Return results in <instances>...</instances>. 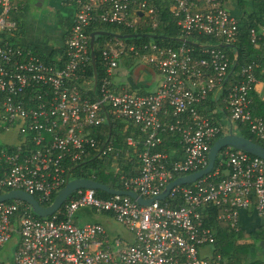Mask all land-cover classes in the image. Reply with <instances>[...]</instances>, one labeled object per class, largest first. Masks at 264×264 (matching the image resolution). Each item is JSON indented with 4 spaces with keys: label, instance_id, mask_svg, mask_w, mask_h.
I'll return each instance as SVG.
<instances>
[{
    "label": "built area",
    "instance_id": "1",
    "mask_svg": "<svg viewBox=\"0 0 264 264\" xmlns=\"http://www.w3.org/2000/svg\"><path fill=\"white\" fill-rule=\"evenodd\" d=\"M72 2L64 53L56 58L60 62L50 64L13 41V0H0V129L13 132L15 139L0 144V195L23 191L47 207L68 182V169L89 151L116 160L121 151L88 132L106 122L105 107L125 129L137 130L125 139L133 156L142 145L137 173L117 172L120 190L144 200L158 197L176 178L204 169L214 141L234 133L238 124L247 125L264 144V118L250 110L258 64L240 66L224 83L234 62L220 46L235 44L239 21L222 0H173L170 12L182 40L177 47L105 43L99 50L104 74L93 99L86 95L96 91L94 76H87L92 65L87 28L105 23L135 31L147 19L155 28L157 10L147 0ZM263 35L264 23L250 28V43L255 46ZM197 37L215 41L201 44ZM193 39L198 53L185 44ZM128 54L158 74L155 91L115 90L112 77L119 57ZM224 84L227 115L218 119L219 108L203 106ZM165 135L178 140L179 150H158ZM221 154L225 169L217 167L193 183L177 185L164 200L145 206L124 195L102 198L94 189L73 191L47 217L36 216L19 200L0 202V249L18 236L11 260L0 264H223L219 253L201 254L216 242V231L206 222L217 209L216 221L236 233L241 211L253 210L264 218V160L231 147ZM84 209L108 215L128 237L110 234L100 223L75 224L76 212Z\"/></svg>",
    "mask_w": 264,
    "mask_h": 264
},
{
    "label": "trees",
    "instance_id": "2",
    "mask_svg": "<svg viewBox=\"0 0 264 264\" xmlns=\"http://www.w3.org/2000/svg\"><path fill=\"white\" fill-rule=\"evenodd\" d=\"M147 2L154 6L157 12L154 14V20L156 22L155 28L151 27V20L147 19L146 23L143 24L141 28H138L135 31H131L125 29L121 26H116L112 24H105V23H94L87 28L86 33L90 35L96 31H103L109 33L106 36H96L94 38V55H95V65H96V91H87L86 95L91 97L92 99L95 98L98 93V85L100 83L101 78L103 77V69L100 64L99 58V50L100 48L107 42L113 41L115 38L111 34L117 35H130V34H146V35H155L157 38L150 39L147 37H140V38H130V39H121L123 44L125 45H139L148 42H154L160 45L177 47L182 43L180 39V31L178 26L176 25L175 18L170 12L171 5L173 0H147ZM254 8L256 9L255 12L246 16L244 19L239 21V35L237 41L232 46L222 45V48L225 53L228 55V58L232 60L234 63L228 71V78H233L234 73L239 69L240 66L251 63V62H260L262 67H264V56L260 60L258 59H251L252 55H257V51L254 49V45H252L249 41V30L250 28H257L260 24L264 23V1H259L254 4ZM71 19L67 22L66 32L64 34V40L67 36V33L71 27ZM196 35H193V37ZM192 37V38H193ZM199 43L203 44H210L213 43L215 40L206 37H197ZM191 39V38H190ZM193 40H186L185 44L189 47H192L195 50V53H198L199 44L194 42ZM28 48V47H27ZM64 45L62 49L58 51V55H62L64 53ZM230 48H233L234 51H231ZM30 49V48H29ZM55 54L49 57H42L41 60L45 61L46 63L50 64H57L60 61L53 59ZM59 65H61L59 63ZM255 74H258V71H255ZM87 76L93 77V68L92 65L88 66L87 68ZM79 91L83 94V87L79 84L78 87ZM227 93L226 84H224L220 98H225ZM219 101L214 102V105L211 107H215ZM104 113H106L109 117V124L104 122L102 125L89 129L90 136L98 139L99 142H105L109 140L112 142L113 147L116 150H120V154L113 160L112 155L108 157L99 158L93 151H89V155L79 164L76 166L70 167V177L72 179H91L101 184L108 186L111 189L120 190L122 189L121 183L119 181V175L117 170L121 171L126 176L135 175L137 173V167L139 165L136 154L142 150V145L138 144L136 146V150H134V156L131 154V149L127 148L125 144V139L132 135L134 132V136L137 130L134 128H127L125 129V125L122 122L115 121L112 116L108 112V108H104ZM253 109V106H250V110ZM212 110V108L208 109ZM253 116H260L261 114H254L251 111ZM236 135L241 137L247 138L252 142H255L264 147V144L256 139L252 134H250L247 125L238 124L236 130L234 131ZM172 144H175L178 148V140L175 137H171V135L164 136V144L162 147H159L158 150H162L165 148L167 151L172 149ZM3 147L4 145H0ZM129 150V152H126ZM225 148H223L220 153L223 152ZM177 159V158H174ZM224 159V157H223ZM221 164V165H220ZM117 167V168H116ZM220 167V170L225 169V163L221 161L215 160L213 171ZM97 195L102 198H108V195L105 192L96 191ZM41 206H46L47 204L40 203ZM219 213L217 209L211 211V218L206 222L208 225L212 226L216 231V242L214 244V253H219L222 258H226L228 255L234 256L233 253L242 250L243 247L235 246V241L241 238V232H233L229 230L226 224L220 223L216 221V215ZM229 256V257H230ZM242 262L241 257L235 258L232 264H240ZM258 262H252L250 264H257ZM245 264V263H244ZM262 264V263H260Z\"/></svg>",
    "mask_w": 264,
    "mask_h": 264
},
{
    "label": "crops",
    "instance_id": "3",
    "mask_svg": "<svg viewBox=\"0 0 264 264\" xmlns=\"http://www.w3.org/2000/svg\"><path fill=\"white\" fill-rule=\"evenodd\" d=\"M26 1L27 0H13L15 6H12L11 18L16 22V31L15 34L13 35V41L21 46L30 48L40 58L44 56L49 57L52 56V54H55V57L53 59H56L58 55V51L62 49V46L64 45V34L66 31L62 33L61 42H59L58 44L44 45L39 42L38 44L39 48L44 52V53L41 52L42 54H40L37 49L38 47H35L33 45L32 43L33 38L30 37L29 32L23 33L19 21V14L17 15V13L15 12L17 7L22 8L23 3ZM44 1L45 0H43V2H39L36 0L37 6H41L44 3ZM256 1L257 0H248V1L222 0L225 9L238 21H241L246 16L256 11V9L254 8V4ZM260 1H264V0H260ZM62 5L65 8L73 7V9H68L69 14L67 16L68 18H66L65 20V25H66L67 22H69V19L72 20L74 14V5L72 0H63ZM148 43H154V42H148ZM254 49L257 51V55H252L251 59L254 58L260 60L262 56H264V35L254 46ZM132 60L134 59L132 58L129 59L128 55H121L119 57L118 66L115 69L112 77V84L115 90L116 91L129 90L131 92L133 91L139 94H147L155 91L159 82L158 74L156 73L158 76L157 81H155L156 85L152 86V84L148 83L146 79L142 78L143 72H139L137 70V66L136 65H135L136 67L134 66ZM260 62H256L258 64V67L256 68L258 74L256 75L257 83L252 93L251 106H253V109L251 111L254 114H261L262 117L264 118V67H262L261 65L262 63L260 64ZM146 70L147 72L149 70H151L153 73L155 72V70H153L149 66L146 68ZM220 94H221L220 92L219 93L214 92L212 94H209L204 104L205 107L203 106V108L206 109L212 108V110H215L216 107L219 108L222 111V113L218 114V119L223 118L227 115L225 101L224 98H220ZM216 101H219V103L216 104L215 107H211V105L213 106L214 102ZM6 143L8 142H4V141L2 142V144H6ZM172 146H173L172 149L179 150V147L176 148L177 146L175 144H172ZM239 232H241V238L237 239L234 244L237 247L240 246L243 247V249L239 250L236 253H233L234 254L233 257L228 255L226 258H222L223 264H232L236 257L237 258L241 257L243 264L244 263L250 264L252 262H258L257 264L260 263L264 264V252H261L259 249L260 247H258L257 245V243L263 241V248H264V218H259L254 213L253 210L241 211L239 218ZM126 237H128V235ZM201 254L205 257H211V255L214 254V246L203 247L201 249Z\"/></svg>",
    "mask_w": 264,
    "mask_h": 264
},
{
    "label": "rangeland",
    "instance_id": "4",
    "mask_svg": "<svg viewBox=\"0 0 264 264\" xmlns=\"http://www.w3.org/2000/svg\"><path fill=\"white\" fill-rule=\"evenodd\" d=\"M259 1L260 0H257L255 2V5ZM62 2L63 0H45L41 6H37L36 0H27L23 3L22 8L17 7L15 11L17 15L19 14V21L23 33L29 32L30 37L33 38L32 43L35 47H38L37 49L40 54H42L41 52L43 51L39 48V42L44 45L58 44L59 42H61L62 33L66 31L65 20L66 18H68V9H73V7L65 8L63 7ZM13 6H15L14 2ZM144 22L145 19L143 18L140 23L143 24ZM140 27L142 26L140 25ZM106 43L123 44L121 39L116 38L113 41H107ZM230 49L231 51H234V49ZM129 59H131L130 56ZM132 61L134 66H137V70L139 72H143L142 78L146 79V81L152 84V86H155V81H157L158 79L156 72L153 73L151 70H149L148 73L146 70L148 66H145L142 62L137 59H134ZM1 127H3V125H1ZM0 134V144L3 141L8 143L15 142L13 132L8 133L5 130L0 129ZM216 159L218 161H221L222 163H225L226 161L225 159H223L222 154L220 152L217 154ZM70 179L72 178L70 177ZM75 216H77V222L75 223V221L73 220V223L77 225H83L87 222L100 223L110 234L119 235L123 238L127 236L126 230L117 223H115V221H113V219H111L106 214H97L88 209H84L77 211ZM17 240L18 236L17 234H14L13 238L5 245V247L0 249V261L11 260L14 252V245ZM257 245L258 247H260V251L264 252L263 241H260L259 243H257ZM9 264L12 263L10 262Z\"/></svg>",
    "mask_w": 264,
    "mask_h": 264
},
{
    "label": "water",
    "instance_id": "5",
    "mask_svg": "<svg viewBox=\"0 0 264 264\" xmlns=\"http://www.w3.org/2000/svg\"><path fill=\"white\" fill-rule=\"evenodd\" d=\"M39 2H43V0H37ZM109 35L107 32L103 31H96L90 34V56L92 60V68H93V74H94V87L96 85V65H95V55H94V38L96 36H106ZM116 39H130V38H140V37H147L150 39H155L157 36L155 35H146V34H130V35H117V34H111ZM229 76L225 79L224 83L227 82ZM107 124H109V117L106 118ZM231 147L233 149L241 150L245 153H248L252 156L259 157L264 160V147L252 142L251 140L241 137L239 135H236L235 133L229 132L226 135L218 138L214 141L212 144L209 153H208V164L207 166L195 173H192L187 176L176 178L174 181L169 183L165 190L156 198L144 200L141 197H139L136 193L131 191H124V190H115L111 189L108 186L101 184L99 182H96L91 179L81 178V179H70V172H68V182L62 188L57 195L54 197L53 202L47 206L43 207L41 206L38 201L30 194L23 192V191H10L4 195H0V202L8 201V200H19L27 205L30 206L33 213L38 217H47L53 214L66 200V198L75 190L77 189H94L97 191L105 192L108 195H124L128 196L132 199H134L138 204L140 205H149L153 200H164L165 197L168 195L169 191L177 186V185H185L190 184L198 179L210 174V172L214 168L215 160L217 154L221 151V149Z\"/></svg>",
    "mask_w": 264,
    "mask_h": 264
}]
</instances>
